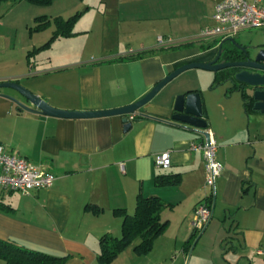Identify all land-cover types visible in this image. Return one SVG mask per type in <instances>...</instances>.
I'll return each mask as SVG.
<instances>
[{"label":"crops","instance_id":"obj_1","mask_svg":"<svg viewBox=\"0 0 264 264\" xmlns=\"http://www.w3.org/2000/svg\"><path fill=\"white\" fill-rule=\"evenodd\" d=\"M217 1L2 0L0 81H17L61 109L129 104L175 68L214 56L223 38H202L200 32L213 24ZM76 12L68 34L55 32V17ZM42 16L48 24L35 28ZM254 28L252 43L264 44V26ZM159 36L171 40L158 45ZM177 45L183 47L172 48ZM204 72L195 74L204 87L176 76L143 107L165 120L135 114L128 130L120 115L59 118L24 110L0 95V142L55 176L51 186L28 194L0 191V238L65 257L63 264H101L100 237L121 234L122 217L114 210L131 214L139 195L158 196L168 205L161 212L167 225L150 251L136 253L135 238L107 264H184L198 244L193 264H264L256 253L264 244V113L245 107L222 77ZM187 91L201 94L206 129L223 166L212 215L198 238L191 221L207 190L202 151L191 145L205 139L167 121L175 96ZM0 93L32 106L14 89ZM163 151L170 153L167 168L155 165ZM172 174L177 181L157 185V175Z\"/></svg>","mask_w":264,"mask_h":264},{"label":"water","instance_id":"obj_2","mask_svg":"<svg viewBox=\"0 0 264 264\" xmlns=\"http://www.w3.org/2000/svg\"><path fill=\"white\" fill-rule=\"evenodd\" d=\"M225 40L235 42L232 37L222 39L218 42L217 51L211 59L206 61H190L175 68L156 82L141 98L119 107L91 111L61 109L50 105L45 99L32 92L21 83L10 80L0 81V88L14 89L32 106L27 105L15 96L6 93H0V95L12 100L19 108L24 110L59 118H91L120 115L124 130H128L132 124V121L127 116L128 114L165 120L164 118L144 112L142 110L143 107L152 100L165 84L180 73L188 69L199 68L212 71L214 73V78L218 77V71H223L221 75L222 78L219 76L221 82L228 83L233 90L240 92L241 98L242 95L246 96L245 107L249 106L253 110L264 113V44L252 42L245 45L236 44L243 58L228 61L225 58H220L223 52L229 54L230 51L221 47V44ZM172 110L170 120L167 121L199 134L206 142L209 140L210 133L206 129L207 123L203 117L201 94L199 91H187L177 94L173 102ZM208 223L209 221L203 226L197 238L204 232ZM228 243L231 247H234L233 238H230Z\"/></svg>","mask_w":264,"mask_h":264},{"label":"built area","instance_id":"obj_3","mask_svg":"<svg viewBox=\"0 0 264 264\" xmlns=\"http://www.w3.org/2000/svg\"><path fill=\"white\" fill-rule=\"evenodd\" d=\"M213 24L205 26L201 32L202 38L223 39L237 33L244 28L264 26V4L262 0H219L216 2L212 13ZM171 39L157 37V44H164ZM130 120L135 114L127 115ZM194 149L202 151L204 159V182L207 190L205 200L196 205L192 216V227L201 230L210 220L212 215L209 200L214 196L215 184L221 175L223 166L215 158L216 143L211 134L209 140L191 145ZM171 164L169 151H163L156 155L155 165L167 168ZM123 167V163H120ZM55 176L41 166L33 164L27 157L17 151H7L0 142V191H15L28 194L35 188L49 187ZM256 253L264 258V244L256 249Z\"/></svg>","mask_w":264,"mask_h":264},{"label":"trees","instance_id":"obj_4","mask_svg":"<svg viewBox=\"0 0 264 264\" xmlns=\"http://www.w3.org/2000/svg\"><path fill=\"white\" fill-rule=\"evenodd\" d=\"M2 1V0H0ZM6 1V0H5ZM17 2L21 0H10ZM36 4H50L51 0H25ZM79 12L72 16L63 19L55 17L56 31L62 34H68L72 27L75 18ZM39 22L35 28H40L48 24L46 17L42 16L37 18ZM183 45H177L172 48H178ZM208 46V45H207ZM140 52L136 53L129 58L139 57ZM243 103L246 105V96L242 95ZM156 176L157 185L173 183L177 181V174ZM212 198L209 200L212 203ZM168 206L158 196H142L139 195L135 202L133 213L129 214L125 209H115L114 212L121 215V234L120 236H112L103 234L99 240V253L98 261L101 264L110 263L118 253L124 249L125 246L130 244L135 238L139 241L134 245V250L138 254H145L152 248L155 238L160 235L166 225L167 221L161 219V212ZM201 230L193 229V235ZM65 257L53 256L41 251L23 247L15 242L3 240L0 238V261L4 264H63Z\"/></svg>","mask_w":264,"mask_h":264},{"label":"rangeland","instance_id":"obj_5","mask_svg":"<svg viewBox=\"0 0 264 264\" xmlns=\"http://www.w3.org/2000/svg\"><path fill=\"white\" fill-rule=\"evenodd\" d=\"M258 30L259 29H256V28H250L249 30H244V31L239 32L234 38L238 42L239 41L244 42V43L253 42L255 39L253 32H258ZM262 34H264V33H262ZM262 37H264V35H262ZM201 71H203V72H201ZM204 71L205 70H202L199 68H192V69H188V70H185L184 72L180 73L178 75V77L181 76L183 78H186V80L191 81V84H194L195 86L202 88L205 86L204 85L205 83L202 79H199L198 76L195 74L196 73H205ZM5 89H11V88H0V90H5ZM198 248H199V244L194 251H193L194 247L192 248V250L190 251V254H189V258H188L187 262H185L184 264H190V261H191V264H193L194 255L198 251ZM203 261L204 260L201 259V264H204V263H202Z\"/></svg>","mask_w":264,"mask_h":264},{"label":"flooded vegetation","instance_id":"obj_6","mask_svg":"<svg viewBox=\"0 0 264 264\" xmlns=\"http://www.w3.org/2000/svg\"><path fill=\"white\" fill-rule=\"evenodd\" d=\"M236 44H240V45H243L237 41L235 42H231L229 40H225L222 44H221V47L227 49V50H230L229 51V54H226V53H222L220 58H225L226 60L228 61H231V60H236V59H240V58H243V55L241 53V51L236 47ZM216 51H217V48H216ZM215 55V54H214ZM222 72L220 73V71L217 72V76L221 77L222 75ZM219 73V74H218ZM216 77V78H218ZM249 90V89H247Z\"/></svg>","mask_w":264,"mask_h":264}]
</instances>
